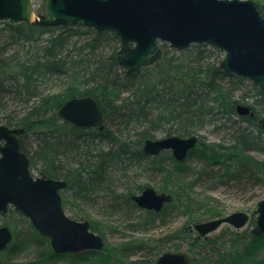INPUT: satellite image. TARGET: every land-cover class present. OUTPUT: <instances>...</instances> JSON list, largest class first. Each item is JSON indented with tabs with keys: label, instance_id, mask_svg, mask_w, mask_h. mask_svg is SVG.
<instances>
[{
	"label": "trees",
	"instance_id": "16d2710c",
	"mask_svg": "<svg viewBox=\"0 0 264 264\" xmlns=\"http://www.w3.org/2000/svg\"><path fill=\"white\" fill-rule=\"evenodd\" d=\"M44 1L35 4L36 15L45 13ZM260 6L264 10V4ZM159 46L160 58L131 77L117 61L119 39L111 30L98 31L80 22L43 26L0 21V123L24 128L20 147L30 158L31 169L65 179L67 186L61 195L85 196L106 183L111 172L146 163L155 171L178 176L187 169L184 161L190 156L205 166L219 164L207 175L227 187L264 185V174L243 156L264 152V131L257 125L264 114V91L250 80L221 69L223 52L218 48L205 43H193L185 49L170 48L164 42ZM76 96L96 99L105 114L101 129L77 128L56 117L58 107ZM237 104L249 106L252 114H238ZM192 134L197 136V144L182 160H176L169 150L150 155L142 149L146 138ZM207 134L218 136L217 141H209ZM169 160L170 169L165 165ZM202 173L197 172L198 176ZM182 187L188 190L191 183ZM167 192L172 201L158 212L138 208L131 199L132 191L123 194L124 207H120L125 212L139 209L148 220L144 224L155 220L164 224L166 209L174 207L178 195ZM26 223L27 231L15 230L10 244L0 252V264L108 261L110 252L104 251V246L54 252L49 238L39 234L28 220ZM248 223L253 225L254 219ZM129 225L147 229L142 222ZM90 228L99 232L94 224ZM192 231L185 228L186 236ZM226 231L228 234L211 237L191 236L190 246L197 248V256L191 255L190 264H264V231ZM142 244H126L120 253L124 257L135 255ZM28 248L35 256L20 259Z\"/></svg>",
	"mask_w": 264,
	"mask_h": 264
},
{
	"label": "water",
	"instance_id": "95a60500",
	"mask_svg": "<svg viewBox=\"0 0 264 264\" xmlns=\"http://www.w3.org/2000/svg\"><path fill=\"white\" fill-rule=\"evenodd\" d=\"M43 8L45 13L36 15L33 0H0V21L43 26L80 22L98 31L111 30L119 39L117 61L131 77L160 58L159 42L176 49L205 43L223 52L221 69L264 91V10L256 0H45ZM236 112L252 114L244 104H237ZM56 117L77 128L101 129L105 114L92 96H76L58 107ZM257 125L264 131V116ZM23 132V127L0 123V214L12 208L23 215L39 234L49 238L54 252L101 249L104 239L90 228L88 220L66 215L60 191L67 182L31 173L30 158L20 147ZM196 144L194 134L167 135L144 139L142 149L150 155L170 150L176 160H182ZM131 199L141 209L158 212L172 201V195L144 186ZM254 214L250 232L258 234L264 231V198L257 201ZM249 220L248 213L235 211L195 222L191 229L206 237L222 223L239 229ZM12 238L11 228L0 225V252ZM191 260L187 251H164L154 264H190Z\"/></svg>",
	"mask_w": 264,
	"mask_h": 264
},
{
	"label": "rangeland",
	"instance_id": "374dc122",
	"mask_svg": "<svg viewBox=\"0 0 264 264\" xmlns=\"http://www.w3.org/2000/svg\"><path fill=\"white\" fill-rule=\"evenodd\" d=\"M256 1L264 4V0ZM38 2L39 0L33 2L34 7L35 4H39ZM157 137H162V135ZM207 138L209 141H217L218 136L207 134ZM225 144L228 143L225 142ZM243 156L250 159L258 173L264 174V152L252 151ZM184 163V169H187L178 176L173 177L169 172L164 174V172L155 171L146 163L145 166L111 172L106 183L88 192L85 196L73 197L68 192L62 194V205L66 215L78 221L88 220L90 224L97 227L99 230L97 233L103 237L104 251L110 254L107 263L97 264H154L157 257L164 251H187L190 255L197 256L195 254L197 248L190 246V238L196 235V232L193 230L192 235L188 237L185 234V228L191 229L195 222L224 216L235 211H244L250 215V218H255L256 203L264 198V185L257 184L247 189L241 186L227 187L207 175L210 168L217 170L220 167L219 164L205 166L203 161L193 156L186 157ZM165 165L168 169L173 167L170 160ZM198 171L203 172L202 175L198 176ZM39 172L36 168L31 169V173L35 176L39 175ZM189 182L191 188L183 189L182 186ZM145 185L153 187L157 192L170 191L174 194H178L177 188L182 187L179 191L181 196L177 195L174 207L166 209L168 215L164 224L158 220L151 224H144L143 222H148V220L139 209L127 212L121 209L124 207L123 194L127 191L137 194L141 190H137L136 187ZM20 215L15 211L0 214V225L9 226L13 233L15 230L20 233L26 232L28 229L26 220L28 219L21 215L25 218L23 219ZM135 222H142L147 229H137L139 226L133 228L129 225ZM251 226L247 223L236 230L240 231ZM227 229L234 228L227 223H222L206 237L220 235L224 232L228 234ZM139 243L143 244L137 254L128 257L121 255L122 246ZM35 254L32 248H28L19 256L20 259L25 260Z\"/></svg>",
	"mask_w": 264,
	"mask_h": 264
},
{
	"label": "flooded vegetation",
	"instance_id": "af4514ba",
	"mask_svg": "<svg viewBox=\"0 0 264 264\" xmlns=\"http://www.w3.org/2000/svg\"><path fill=\"white\" fill-rule=\"evenodd\" d=\"M168 45V44H167ZM169 47V46H168ZM19 141H20V136H19ZM171 153V152H170ZM30 171H31V162H30ZM42 172H39V175L41 174ZM35 176V175H34ZM49 177V176H48ZM52 178V177H51ZM58 179H62V178H58ZM63 180H65V179H63ZM66 181V180H65ZM67 182V181H66ZM67 186V185H66ZM64 189V188H63ZM62 189V190H63ZM61 190V191H62ZM61 191H60V194H61ZM61 197H62V195H61ZM12 208H9V210H8V212L11 210ZM12 230V229H11ZM13 232V231H12Z\"/></svg>",
	"mask_w": 264,
	"mask_h": 264
},
{
	"label": "bare ground",
	"instance_id": "6f19581e",
	"mask_svg": "<svg viewBox=\"0 0 264 264\" xmlns=\"http://www.w3.org/2000/svg\"><path fill=\"white\" fill-rule=\"evenodd\" d=\"M33 18H34V16H33Z\"/></svg>",
	"mask_w": 264,
	"mask_h": 264
}]
</instances>
